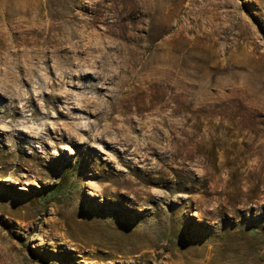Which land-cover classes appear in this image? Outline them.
<instances>
[{
  "label": "rangeland",
  "instance_id": "1",
  "mask_svg": "<svg viewBox=\"0 0 264 264\" xmlns=\"http://www.w3.org/2000/svg\"><path fill=\"white\" fill-rule=\"evenodd\" d=\"M0 42V264H264V0H0Z\"/></svg>",
  "mask_w": 264,
  "mask_h": 264
},
{
  "label": "bare ground",
  "instance_id": "2",
  "mask_svg": "<svg viewBox=\"0 0 264 264\" xmlns=\"http://www.w3.org/2000/svg\"><path fill=\"white\" fill-rule=\"evenodd\" d=\"M3 46H4V44H2V42H0V50L2 49ZM1 73L4 77L3 79L0 78V80H1V82H0V103L4 106L3 114L5 115L8 113L9 116L12 117L14 115V113L17 112L19 116L25 118V117H27L28 108L31 105L33 106L34 113L38 112V108L34 103V98L30 95V91L29 90L25 91L26 96L23 95L21 89L14 82L17 79V76L12 74L11 70L9 71L8 69H3L1 71ZM29 73L30 72H28V71H25V72L21 71V75L28 77V79H26L27 85L29 82V76H30ZM11 80H12V83H10ZM47 104H48L47 101H45L44 106L42 108L43 109L42 113H43V115L48 116V113L45 111L47 108ZM2 123H3V121H2ZM0 127H1V125H0ZM2 128H4V129H2ZM2 128L1 129H2L4 136H6L7 138H10L14 132L12 126L9 124V126L5 125ZM57 133H59V132H57ZM77 138H80V135H78L77 132H75L73 134V137L69 141L71 143H75V145H76L77 143L74 141V139H77ZM44 148L47 149L46 143L44 144ZM47 153H48V151L46 150V154Z\"/></svg>",
  "mask_w": 264,
  "mask_h": 264
}]
</instances>
